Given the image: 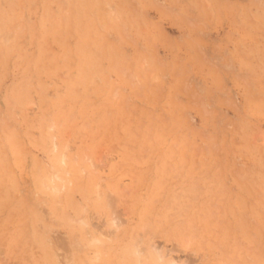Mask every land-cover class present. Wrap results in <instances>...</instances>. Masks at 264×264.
I'll use <instances>...</instances> for the list:
<instances>
[{
    "label": "rangeland",
    "instance_id": "374dc122",
    "mask_svg": "<svg viewBox=\"0 0 264 264\" xmlns=\"http://www.w3.org/2000/svg\"><path fill=\"white\" fill-rule=\"evenodd\" d=\"M0 264H264V0H0Z\"/></svg>",
    "mask_w": 264,
    "mask_h": 264
}]
</instances>
